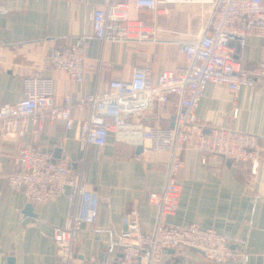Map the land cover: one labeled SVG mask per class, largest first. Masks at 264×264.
I'll list each match as a JSON object with an SVG mask.
<instances>
[{
  "label": "crops",
  "instance_id": "1",
  "mask_svg": "<svg viewBox=\"0 0 264 264\" xmlns=\"http://www.w3.org/2000/svg\"><path fill=\"white\" fill-rule=\"evenodd\" d=\"M104 5L105 0H0V106L20 99L21 78L27 72L50 76L53 98L59 103L65 95L75 100L85 93L104 91L109 80L128 79L138 66H149L156 75L163 69L187 65V57L175 41L196 36L209 17L205 5H173L158 13L130 5V17L153 26L155 34L145 40L102 41L93 35L90 11ZM81 38L88 40L85 61L89 65L80 83L63 71L44 66L51 47ZM233 49L236 59L252 67L264 60V36H241L233 40ZM174 112L175 99L171 98L168 103L154 104L141 117L147 125L166 126ZM195 114L205 132L221 127L256 135L263 157L255 173H250L247 165L228 164L219 155H207L202 162L200 151H182L180 197L175 213L166 216V221L215 228L247 258L213 263L193 248L165 249L162 264H264V83L242 86L233 95L227 85L209 82ZM84 115L74 111L71 129L62 122H47L43 132L34 135L29 123L23 136L0 139V264H57L53 227H64L76 206L68 189L54 200L30 202L22 192L7 187L5 176L24 142L36 145L51 159L59 148V159L68 161L73 169L81 167L87 187L99 195L95 223L75 234L73 249L78 260L115 264L121 254L122 216L130 209L138 211L141 230L154 227L158 211L146 195L162 189L169 152L144 147L136 153L134 146L116 142L111 135L104 146L88 145L83 151L77 125Z\"/></svg>",
  "mask_w": 264,
  "mask_h": 264
},
{
  "label": "built area",
  "instance_id": "2",
  "mask_svg": "<svg viewBox=\"0 0 264 264\" xmlns=\"http://www.w3.org/2000/svg\"><path fill=\"white\" fill-rule=\"evenodd\" d=\"M179 4L205 5L209 9L206 24L196 36L175 41L187 57V65L163 69L156 75L149 66H138L128 79L109 80L104 91L85 93L75 100L65 95L59 103L54 101L50 76L27 72L21 78L20 99L0 106V139L23 136L29 123L34 135L42 133L47 122H62L71 129L76 111L85 112L77 125L83 151L88 145L104 146L111 135L116 142L169 152L162 189L146 195L147 202L158 211L155 225L143 231L135 208L123 214L122 256L117 264H162L163 250L184 248L200 251L213 263L247 258L215 228H202L198 223L175 225L168 223L166 216L175 213L180 197L182 151H200L204 155L202 162L207 155H219L234 164L247 165L250 173H255L263 157L256 135L221 127L205 132L196 122L195 110L209 82L227 85L233 95L242 86L264 83V60L245 67L234 57L230 45L232 36H264V0H105L103 7L91 8L93 35L111 42L148 39L155 34V28L131 18L129 6L158 13ZM87 47L85 38L74 43L60 42L47 51L43 64L80 83L89 65L85 61ZM171 98L175 99L172 126L142 121L146 110L157 103H168ZM83 160L79 159L81 166ZM5 179L7 187L22 192L30 202L54 200L68 189L76 206L64 227H53L57 264H96L92 258L87 262L78 260L73 249L76 232L95 223L99 205V195L87 187L81 167L73 169L63 159L53 162L48 153L24 142L13 156Z\"/></svg>",
  "mask_w": 264,
  "mask_h": 264
},
{
  "label": "water",
  "instance_id": "3",
  "mask_svg": "<svg viewBox=\"0 0 264 264\" xmlns=\"http://www.w3.org/2000/svg\"><path fill=\"white\" fill-rule=\"evenodd\" d=\"M234 39H240V37L239 36H232L231 37V41H230V45H232L233 46V40ZM234 57L235 58H237V55H234ZM173 125V122H171L170 123V126H172ZM143 150V146L142 145H138V146H136L135 147V152L136 153H139V152H141ZM60 158V149L59 148H55V150H54V153H53V156H52V161L53 162H55L57 159H59ZM227 163L229 164V163H231V161L229 160V159H227ZM72 166V165H71ZM31 204L30 203H28L27 205H26V210L28 211V212H30V209H31ZM122 256V254H120V256L119 257H121ZM13 259H10V261H12ZM115 264H117V260H116V263Z\"/></svg>",
  "mask_w": 264,
  "mask_h": 264
}]
</instances>
